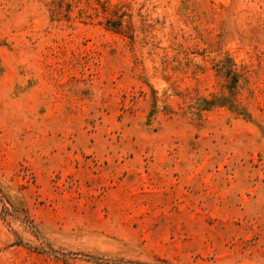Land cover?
I'll list each match as a JSON object with an SVG mask.
<instances>
[{"label":"rangeland","instance_id":"1","mask_svg":"<svg viewBox=\"0 0 264 264\" xmlns=\"http://www.w3.org/2000/svg\"><path fill=\"white\" fill-rule=\"evenodd\" d=\"M0 264H264V0H0Z\"/></svg>","mask_w":264,"mask_h":264}]
</instances>
